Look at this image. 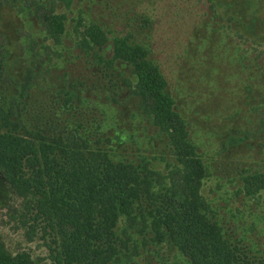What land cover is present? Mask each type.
<instances>
[{
    "label": "trees",
    "instance_id": "1",
    "mask_svg": "<svg viewBox=\"0 0 264 264\" xmlns=\"http://www.w3.org/2000/svg\"><path fill=\"white\" fill-rule=\"evenodd\" d=\"M73 2L0 0V175L21 198L29 238L47 247L34 258L0 236V264H149L146 252L165 248L188 264H264L230 240L204 195L207 163L150 47L114 35L107 56V30L79 15L72 48L56 8ZM215 11L254 32L237 10ZM205 26L212 36L217 26ZM147 136L167 138L173 158L123 153ZM244 187L263 190L264 168Z\"/></svg>",
    "mask_w": 264,
    "mask_h": 264
},
{
    "label": "rangeland",
    "instance_id": "2",
    "mask_svg": "<svg viewBox=\"0 0 264 264\" xmlns=\"http://www.w3.org/2000/svg\"><path fill=\"white\" fill-rule=\"evenodd\" d=\"M213 1L215 8L211 0H74L56 10L67 14L65 41L72 48L79 15L107 30L110 39L102 51L107 56L112 55L114 35L131 32L133 41L150 47L207 163L204 195L230 240L250 259H258L264 257V189L248 195L244 185L248 173L264 168V41L248 35L264 33V0ZM233 2L237 8L227 7ZM216 9L225 19L237 10L234 15L253 22L254 32L240 28L239 22L213 17ZM207 22L217 26L212 36ZM74 60L70 67L76 73L83 70V62ZM149 137H137L133 148L123 153L173 158L167 138ZM20 205L21 198L0 175V236L10 251L29 250L34 258L42 257L47 247L41 238H29L16 212ZM146 253L149 264H188L175 250L165 248L162 257Z\"/></svg>",
    "mask_w": 264,
    "mask_h": 264
}]
</instances>
